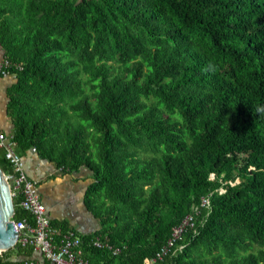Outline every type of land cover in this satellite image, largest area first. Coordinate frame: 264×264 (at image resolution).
Instances as JSON below:
<instances>
[{
	"label": "trees",
	"instance_id": "trees-1",
	"mask_svg": "<svg viewBox=\"0 0 264 264\" xmlns=\"http://www.w3.org/2000/svg\"><path fill=\"white\" fill-rule=\"evenodd\" d=\"M0 47L15 153L88 171L99 228L50 220L54 240L144 264L190 214L196 231L158 264H264V0H0ZM0 169L13 176L2 148ZM34 254L16 244L0 264Z\"/></svg>",
	"mask_w": 264,
	"mask_h": 264
},
{
	"label": "built area",
	"instance_id": "built-area-1",
	"mask_svg": "<svg viewBox=\"0 0 264 264\" xmlns=\"http://www.w3.org/2000/svg\"><path fill=\"white\" fill-rule=\"evenodd\" d=\"M10 62L3 57L0 61V78L7 75ZM0 148L4 151V158L12 168L13 176L9 177L8 182L11 189L12 198H19V207L27 212L31 217V222L27 219L18 221L13 220V227L18 233L16 244L30 246L34 253L41 256V262L34 258L24 259L18 264H89L82 256L80 248L81 241L74 231H67L63 237L56 241L53 238L55 230L50 226V219L46 214L45 207L37 194V182L29 179L24 172L21 156L15 153L11 135H5L0 131ZM35 152L34 149H31ZM213 179V175L209 176ZM224 190L220 188L219 193ZM210 196L201 197L200 207L207 209L210 203ZM198 213V212H197ZM207 214V212H205ZM204 218L201 219V221ZM196 231L193 216L186 215L177 225L173 226L166 242L159 250L148 259L144 264H158L165 257L174 255L183 249L179 244L182 236L187 231ZM92 245L96 248H106L117 254L119 248L112 247L95 238Z\"/></svg>",
	"mask_w": 264,
	"mask_h": 264
},
{
	"label": "crops",
	"instance_id": "crops-1",
	"mask_svg": "<svg viewBox=\"0 0 264 264\" xmlns=\"http://www.w3.org/2000/svg\"><path fill=\"white\" fill-rule=\"evenodd\" d=\"M2 59L0 47V61ZM13 82L14 77L11 75L0 78V131L5 135H10L12 128L5 113V90ZM21 161L27 177L37 182V194L50 220L64 222L84 234L99 228L98 220L91 216L82 202L89 180L80 179L79 175L86 173L85 170L64 175L53 163L41 159L31 150L21 156ZM33 258L41 262L40 254L35 253Z\"/></svg>",
	"mask_w": 264,
	"mask_h": 264
},
{
	"label": "water",
	"instance_id": "water-1",
	"mask_svg": "<svg viewBox=\"0 0 264 264\" xmlns=\"http://www.w3.org/2000/svg\"><path fill=\"white\" fill-rule=\"evenodd\" d=\"M8 179L0 169V253L13 249L18 240L13 227L15 211Z\"/></svg>",
	"mask_w": 264,
	"mask_h": 264
},
{
	"label": "rangeland",
	"instance_id": "rangeland-1",
	"mask_svg": "<svg viewBox=\"0 0 264 264\" xmlns=\"http://www.w3.org/2000/svg\"><path fill=\"white\" fill-rule=\"evenodd\" d=\"M79 178L84 179V180L86 179L85 181L89 180V179H87L88 178V171H86V173H84V174L79 175Z\"/></svg>",
	"mask_w": 264,
	"mask_h": 264
},
{
	"label": "clouds",
	"instance_id": "clouds-1",
	"mask_svg": "<svg viewBox=\"0 0 264 264\" xmlns=\"http://www.w3.org/2000/svg\"><path fill=\"white\" fill-rule=\"evenodd\" d=\"M259 112L264 113V108L258 109Z\"/></svg>",
	"mask_w": 264,
	"mask_h": 264
}]
</instances>
